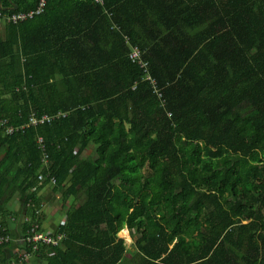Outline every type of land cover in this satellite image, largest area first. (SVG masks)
I'll return each mask as SVG.
<instances>
[{
    "label": "trees",
    "instance_id": "1",
    "mask_svg": "<svg viewBox=\"0 0 264 264\" xmlns=\"http://www.w3.org/2000/svg\"><path fill=\"white\" fill-rule=\"evenodd\" d=\"M38 3L0 0V209L24 194L39 221V184L64 188L47 264H121L124 228L133 264H264V0H48L7 19Z\"/></svg>",
    "mask_w": 264,
    "mask_h": 264
},
{
    "label": "crops",
    "instance_id": "2",
    "mask_svg": "<svg viewBox=\"0 0 264 264\" xmlns=\"http://www.w3.org/2000/svg\"><path fill=\"white\" fill-rule=\"evenodd\" d=\"M6 33L5 23L0 21V36ZM64 188L56 189L52 182L39 184L36 189L38 210L41 214L40 227L45 231L56 232L65 218V212L73 202L68 198L64 201ZM25 195L16 194L11 200H5L0 211V223L10 235V241L0 246V264H47V258L51 255L49 249L32 252L22 259V252L26 251L24 242L26 232Z\"/></svg>",
    "mask_w": 264,
    "mask_h": 264
},
{
    "label": "built area",
    "instance_id": "3",
    "mask_svg": "<svg viewBox=\"0 0 264 264\" xmlns=\"http://www.w3.org/2000/svg\"><path fill=\"white\" fill-rule=\"evenodd\" d=\"M47 1L48 0H39V3L36 6V8L32 10H28V11L15 12L11 14L9 17H7V19L13 22H18V21L33 18L36 14H40L44 10L47 4ZM94 1L101 5L105 3V0H94ZM0 18H2L1 13H0ZM129 57L131 58L133 62L140 64V66L143 68L144 73H145L144 79L150 82L154 92L157 94V96L162 101H164L163 90L159 86L156 78L152 76L148 61H146L143 58V51L138 46L133 45L130 47ZM60 115L64 116L66 114L59 112L57 114H43L39 116L32 115L30 117L29 123L33 125L41 124L44 122L51 121L52 119ZM0 123H2L1 119H0ZM14 129H15L14 127H9L8 132L11 133L14 131ZM40 140H42V138H40ZM44 179H45L44 175L40 174L39 180L43 181ZM51 182L55 184L56 179L53 177L51 179ZM25 222L27 223V228L25 232L24 242L26 245L30 246L31 248L28 251L26 250L22 252V254L20 255L22 259L28 257L30 253L36 252L41 245H45V246L58 245L63 237V234L59 232H50V231L43 230L40 227V222L37 219L32 220L29 218V216H26ZM9 241H10V235L8 234L6 229L2 225H0V246L7 244Z\"/></svg>",
    "mask_w": 264,
    "mask_h": 264
},
{
    "label": "rangeland",
    "instance_id": "4",
    "mask_svg": "<svg viewBox=\"0 0 264 264\" xmlns=\"http://www.w3.org/2000/svg\"><path fill=\"white\" fill-rule=\"evenodd\" d=\"M144 173L145 174H149V169L146 168ZM119 236L124 238L125 244H126V248H127V251H126V253L124 255V258H123V261H122L121 264H133L132 261L130 260V257H131V255L133 253L132 240H131V237L129 235L128 230L126 228L122 229L119 232Z\"/></svg>",
    "mask_w": 264,
    "mask_h": 264
},
{
    "label": "water",
    "instance_id": "5",
    "mask_svg": "<svg viewBox=\"0 0 264 264\" xmlns=\"http://www.w3.org/2000/svg\"><path fill=\"white\" fill-rule=\"evenodd\" d=\"M11 8H12L13 10H16V9L18 8V6H17V5H13Z\"/></svg>",
    "mask_w": 264,
    "mask_h": 264
}]
</instances>
